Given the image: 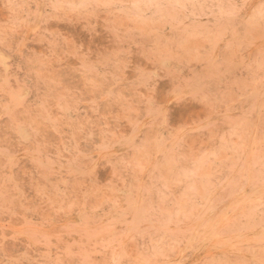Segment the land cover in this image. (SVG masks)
Segmentation results:
<instances>
[{
	"label": "rangeland",
	"instance_id": "obj_1",
	"mask_svg": "<svg viewBox=\"0 0 264 264\" xmlns=\"http://www.w3.org/2000/svg\"><path fill=\"white\" fill-rule=\"evenodd\" d=\"M236 7L239 15L226 25L212 16H190L183 24L132 32L122 40L100 21L93 27L63 18L37 20L35 31L11 38L12 53H5L10 75L28 86L24 119L33 122L44 156L37 166L20 155L11 173L5 169L11 176L0 201L5 261L100 264L105 256L93 254L102 239L96 234L127 208V188L136 181L125 165H144L134 147L155 135L152 119H162L167 131L184 129L182 152L193 159L231 155L234 146L251 149L264 141V39H257L260 26L249 24L259 0H236ZM114 51L122 53L120 71L99 68L96 83H88L81 56L96 65ZM9 84L16 87V80ZM133 122H141L135 135ZM147 159L139 183L162 187L167 155L151 150ZM193 159L181 166L191 169ZM183 191V185L175 187L172 200L179 201ZM115 230L122 231L119 223ZM254 236L259 232L234 236L212 256L255 264L248 250L260 245L245 242ZM148 244V237L137 238L125 242V250L135 255ZM207 253L205 245L176 260L203 264Z\"/></svg>",
	"mask_w": 264,
	"mask_h": 264
},
{
	"label": "clouds",
	"instance_id": "obj_2",
	"mask_svg": "<svg viewBox=\"0 0 264 264\" xmlns=\"http://www.w3.org/2000/svg\"><path fill=\"white\" fill-rule=\"evenodd\" d=\"M241 2L250 3L251 0ZM239 13L236 0H0V201L4 196L5 180L11 179L10 175L5 176V169L11 173L20 155L29 156L37 166L44 156L43 146L32 135L33 122L24 119L28 86L10 75V56L5 53H12L11 38L24 37L30 30L35 31L33 25L37 20L46 22L48 18L70 19L93 27V22L100 21L110 26L117 39L122 40L132 32L147 33L166 24H183L190 16H212L226 25ZM249 24L260 26L261 34L257 39H264V0H259ZM121 56V52L114 51L93 65L85 54L80 58L82 75L88 83L95 84L94 78L100 76L99 68L111 65L120 71L124 65ZM10 80H16V87L9 84ZM144 99L151 103L149 98ZM5 118L7 123H3ZM132 126L135 135L141 122H133ZM149 127L155 128V135L134 147L136 157L144 159V165H125L136 181L127 188V208L122 210L119 221L96 234L102 239L99 245H93V254L105 256L100 264H187L185 259L177 261L176 257H183L186 251L195 253L205 245L210 258L203 264H249L216 259L212 251L228 244L234 236L256 232L259 236L245 242L260 245L248 251L255 264H264V141L253 143L251 149L234 146L231 155L223 152L193 159L182 152L184 129L167 131L162 119H152ZM121 139L131 142L133 137ZM151 150L157 154L163 152L168 157L166 175L159 182L162 187L157 184L145 187L139 183ZM190 159H193L192 168H183L182 162ZM181 185L184 186L183 194L179 201H173L172 191ZM120 195V189L113 193L117 207ZM218 208L222 211L214 215ZM116 223L122 228L118 233ZM237 225L239 229L234 230ZM145 237L149 244L136 250L135 255L125 250V242L135 243L137 238L143 241ZM2 239L0 226V241ZM0 264H23V261H5L0 243ZM82 264L90 262L84 260Z\"/></svg>",
	"mask_w": 264,
	"mask_h": 264
}]
</instances>
